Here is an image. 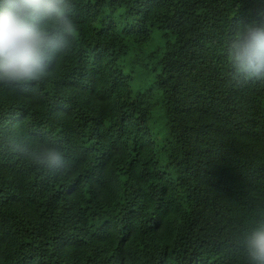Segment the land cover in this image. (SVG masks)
<instances>
[{
    "label": "trees",
    "instance_id": "obj_1",
    "mask_svg": "<svg viewBox=\"0 0 264 264\" xmlns=\"http://www.w3.org/2000/svg\"><path fill=\"white\" fill-rule=\"evenodd\" d=\"M72 2L48 81L0 86V264H249L264 82L232 79L227 43L252 0ZM12 135L71 166L9 153Z\"/></svg>",
    "mask_w": 264,
    "mask_h": 264
},
{
    "label": "clouds",
    "instance_id": "obj_2",
    "mask_svg": "<svg viewBox=\"0 0 264 264\" xmlns=\"http://www.w3.org/2000/svg\"><path fill=\"white\" fill-rule=\"evenodd\" d=\"M75 7L72 0H0V86L23 89L48 81L77 41ZM227 56L237 83L264 82V0H252L248 18L235 24ZM7 150L50 172L71 166L64 151L47 142L29 147L12 135ZM243 245L249 264H264V219L246 233Z\"/></svg>",
    "mask_w": 264,
    "mask_h": 264
},
{
    "label": "rangeland",
    "instance_id": "obj_3",
    "mask_svg": "<svg viewBox=\"0 0 264 264\" xmlns=\"http://www.w3.org/2000/svg\"><path fill=\"white\" fill-rule=\"evenodd\" d=\"M134 82H135V87H138L139 84L141 83V76H137V77L135 78Z\"/></svg>",
    "mask_w": 264,
    "mask_h": 264
}]
</instances>
